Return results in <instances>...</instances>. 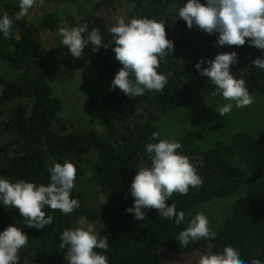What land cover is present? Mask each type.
Masks as SVG:
<instances>
[{
	"label": "trees",
	"instance_id": "obj_1",
	"mask_svg": "<svg viewBox=\"0 0 264 264\" xmlns=\"http://www.w3.org/2000/svg\"><path fill=\"white\" fill-rule=\"evenodd\" d=\"M50 1V0H44ZM63 6L80 0H59ZM186 0H88L76 14L60 9L46 14L39 25L25 17L15 22L8 38L0 33V178L10 182L24 180L36 185L50 182L48 168L53 163L72 162L77 168L75 180L88 176L100 198H91L75 187L71 197L80 207L71 214L51 210V225L42 229L29 228L15 207L5 208L0 202V232L13 224L28 236V244L19 251L18 264H68L67 249L59 248L65 229L80 226L81 217L93 224L97 233L107 236L105 254L108 264H161L164 253L184 255L200 251L203 255L219 253L225 246L235 248L246 264L258 259L264 264V136L234 133L227 142L216 141L202 149L186 138L178 154L185 155L202 177L203 184L190 188L187 195L174 193L166 203L175 202L177 212H186L214 198L236 192L244 178L242 170L229 162L238 154L248 174L244 193L231 205L230 214L222 221L215 239L190 242L178 247L176 237L186 228V218L180 224L166 220L156 209H142L145 219L139 221L127 208L132 207V180L140 167H149L147 143H155L151 134L155 123L166 112L203 99L216 91L207 77L194 65L217 53H237V62L230 66L234 77L244 79L249 93L264 88V69L251 61L264 51L246 42L243 46H219L218 32L208 34L195 25L189 29L178 17V9ZM204 3L205 0H200ZM10 7V16L18 9ZM118 18H149L164 22L166 37L173 42V51L161 60L157 71L167 77L163 93L145 91L142 96L128 97L110 85L122 65L115 58L114 38L110 28ZM87 24L83 34L98 30L103 43L96 51L85 47L83 56L72 57L63 45L44 50L38 37L39 28L59 30L61 26ZM96 68L107 79L108 86L99 94H87L97 116L102 133L71 129L63 116L61 99L51 82L56 77L68 79L75 69ZM75 183V181H74ZM202 255V256H203ZM199 260H197L198 264Z\"/></svg>",
	"mask_w": 264,
	"mask_h": 264
},
{
	"label": "clouds",
	"instance_id": "obj_2",
	"mask_svg": "<svg viewBox=\"0 0 264 264\" xmlns=\"http://www.w3.org/2000/svg\"><path fill=\"white\" fill-rule=\"evenodd\" d=\"M38 0H19V10L13 15L4 13L0 16V33L8 38L16 21L26 17L29 10L37 5ZM44 0H39L43 5ZM178 17L182 18L189 29L194 25L208 33L218 32L219 46H243L247 42L264 51V0H186L178 9ZM87 24L59 28L61 43L79 59L86 46L91 44L96 51L103 43L98 30L93 28L87 36L83 35ZM114 38L115 58L122 67L115 74L111 89L119 88L128 97H139L144 92L163 93L168 83L167 77L157 71L161 60L173 51V42L166 37L164 22L149 18H132L125 22L118 18L110 28ZM237 62V53H217L213 59L206 61L207 67H201L205 61H198L194 67L198 73L207 77L215 85V95H222L226 101L234 102L235 107L250 106L254 99L250 95L244 79L233 76L230 66ZM251 63L264 69V59L257 57ZM225 103L215 110L221 117L230 113L233 103ZM160 133L154 131L151 139L155 143L145 145L151 164L140 167L132 180L130 194L133 205L126 209L134 218L142 221L145 212L142 209H156L160 217L166 220L175 219L176 224L185 220L183 211L177 212L175 202L166 201L174 193L187 195L190 188H198L203 184L202 177L189 158L178 154L181 143L160 139ZM50 182L47 185H36L33 182L19 180L10 182L0 178V202L5 208L15 207L24 218L29 228L42 229L51 225L53 217L46 215L44 208L59 210L63 214H71L80 207V202L71 197L75 187L77 168L65 160L53 163L48 168ZM217 233L209 226V220L203 213H197L182 230L176 239L181 247H187L191 241L215 239ZM28 244V236L17 226L10 224L0 232V264H18L19 251ZM107 236L96 232L93 224L86 217H81L80 226L65 229L60 236L59 248L67 249L68 264H108L105 254L97 249H108ZM198 264H246L239 252L225 246L222 252L206 254L200 257ZM251 264H262L258 259Z\"/></svg>",
	"mask_w": 264,
	"mask_h": 264
},
{
	"label": "rangeland",
	"instance_id": "obj_3",
	"mask_svg": "<svg viewBox=\"0 0 264 264\" xmlns=\"http://www.w3.org/2000/svg\"><path fill=\"white\" fill-rule=\"evenodd\" d=\"M87 1L80 0L74 4L67 2L68 5L63 6L59 0H50L44 1L41 6L38 0L37 5L29 10L25 18L29 22L39 25L46 14L57 13L61 11V8L66 13L73 12L77 15ZM9 6L19 10V0H0V16L4 13L10 15ZM12 29H16L15 24ZM38 37L45 51L62 45L59 30L41 27ZM0 67L5 68L4 63H0ZM51 84L55 94L61 99L64 108L62 114L70 120L71 129L103 132V127L87 98V94H99L108 86L103 73L96 68H77L68 79L55 77ZM250 95L254 102L244 108L235 107L234 102L226 101L222 95H209L178 109L168 111L155 123L156 129L160 133L159 138L174 140L181 144L186 138H189L192 145L206 149L216 141L227 142L231 135L237 132L262 137L264 136V88L254 91ZM229 102L233 103L232 111L221 117L215 109ZM3 132H0L2 141L6 138ZM229 162L239 167L244 173L239 189L226 197L214 198L203 205L189 209L185 216L186 228L197 213L207 216L212 230L218 228L230 214L233 202L244 193L248 174L247 167L237 153L229 157ZM75 185L88 194L90 203H92L91 198H100L88 176L75 180ZM176 242L178 247H181L177 239ZM202 255L200 251H192L184 255L164 253L161 264H197V260Z\"/></svg>",
	"mask_w": 264,
	"mask_h": 264
}]
</instances>
